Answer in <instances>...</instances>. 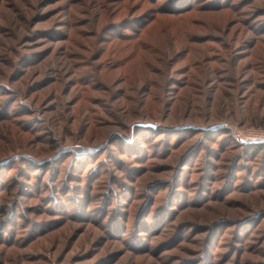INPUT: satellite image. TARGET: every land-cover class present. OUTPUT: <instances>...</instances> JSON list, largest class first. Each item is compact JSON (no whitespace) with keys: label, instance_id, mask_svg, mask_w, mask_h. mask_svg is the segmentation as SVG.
Here are the masks:
<instances>
[{"label":"rangeland","instance_id":"obj_1","mask_svg":"<svg viewBox=\"0 0 264 264\" xmlns=\"http://www.w3.org/2000/svg\"><path fill=\"white\" fill-rule=\"evenodd\" d=\"M264 0H0V264H264Z\"/></svg>","mask_w":264,"mask_h":264},{"label":"trees","instance_id":"obj_2","mask_svg":"<svg viewBox=\"0 0 264 264\" xmlns=\"http://www.w3.org/2000/svg\"><path fill=\"white\" fill-rule=\"evenodd\" d=\"M258 150L261 151L263 150L264 151V143H259V145L257 146Z\"/></svg>","mask_w":264,"mask_h":264},{"label":"built area","instance_id":"obj_3","mask_svg":"<svg viewBox=\"0 0 264 264\" xmlns=\"http://www.w3.org/2000/svg\"><path fill=\"white\" fill-rule=\"evenodd\" d=\"M256 135H258L259 139L264 140V131H262V133L256 134Z\"/></svg>","mask_w":264,"mask_h":264}]
</instances>
